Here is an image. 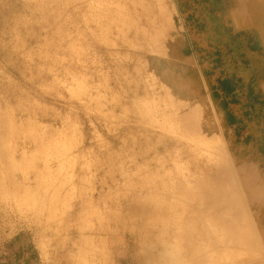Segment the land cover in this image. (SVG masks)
<instances>
[{"label": "rangeland", "instance_id": "rangeland-1", "mask_svg": "<svg viewBox=\"0 0 264 264\" xmlns=\"http://www.w3.org/2000/svg\"><path fill=\"white\" fill-rule=\"evenodd\" d=\"M159 1L151 28L118 0H0L1 256L24 231L39 264H264V108L245 119L256 143L233 158L207 58L185 46L177 0ZM202 1L198 42L241 54L216 15L230 0ZM223 160L237 185L221 205Z\"/></svg>", "mask_w": 264, "mask_h": 264}, {"label": "trees", "instance_id": "trees-1", "mask_svg": "<svg viewBox=\"0 0 264 264\" xmlns=\"http://www.w3.org/2000/svg\"><path fill=\"white\" fill-rule=\"evenodd\" d=\"M177 2L183 25L187 29L185 46L192 50L198 61L207 58L203 74L209 86V95L215 107L223 113L224 129L229 130L226 141L229 143L233 158L236 159V153L231 146L246 148L256 143V139L248 129V120L245 119L249 118L250 111L254 112L256 108H264V98L256 91L257 84L264 82V65L262 64L264 55L261 44L253 30L236 31L232 27L228 11L234 5L235 0H230L227 7L225 6L220 12L216 11L218 13L216 15L222 18L221 27L227 30L230 43L242 44L243 50L236 56L232 47L224 45L211 53L207 51L209 45H202L196 39V34L205 28L201 21L203 10L207 8L210 11L206 2L202 0H177ZM203 50H206L204 55ZM237 63L238 68L241 64L252 68L251 75L246 82L241 76L227 70L228 65L236 66ZM236 91L245 97L246 101L243 105ZM242 106L249 109L242 110ZM259 123L264 129V120ZM253 160L264 167V135L261 142L256 145ZM0 264H39L36 249L28 232H19L7 242L5 254L0 255Z\"/></svg>", "mask_w": 264, "mask_h": 264}, {"label": "bare ground", "instance_id": "bare-ground-1", "mask_svg": "<svg viewBox=\"0 0 264 264\" xmlns=\"http://www.w3.org/2000/svg\"><path fill=\"white\" fill-rule=\"evenodd\" d=\"M120 3L127 5V8H132L134 11H136L138 14L141 15L142 18H140L141 20L145 19L146 16L152 19V23L149 24V26L152 28H155V24L159 23V19L162 15L166 14V7L164 5V2H161L159 0H118ZM148 1V2H147ZM147 2V4H145ZM173 25V24H172ZM171 25V26H172ZM160 34V33H159ZM162 34V33H161ZM161 39V38H160ZM173 43V42H172ZM210 120H213L212 116H209ZM216 136L220 139V144H219V153L221 155V157H225V144L222 141V139L219 137L217 131H216ZM230 164V162H229ZM227 164L224 160L221 164V170H223L221 172V177L225 180V182H227L229 184V186L225 185L224 190L222 191V195L220 200H218L219 204H226L228 201V189L229 187L233 186V185H237L234 182H232V173L233 170L231 168V166ZM243 190H244V185H242ZM215 195H213L210 191H209V195H207L208 201L210 204H207L209 206H212L211 204H213V206H215V202L213 201ZM217 203V202H216ZM202 205H205L202 203ZM210 208V207H209ZM4 207L2 206L0 208V210H3ZM206 210V209H205ZM198 218H200L201 220L204 221L205 224H207V226L209 228H213V229H218L219 231H222V228L226 225V221L224 219L219 218L217 219H208L205 220L203 219V217L201 216V213H199ZM222 239H227L226 236L224 234H222L220 236ZM256 237V242L260 241L259 237L257 235H255ZM253 239V237H252Z\"/></svg>", "mask_w": 264, "mask_h": 264}, {"label": "crops", "instance_id": "crops-1", "mask_svg": "<svg viewBox=\"0 0 264 264\" xmlns=\"http://www.w3.org/2000/svg\"><path fill=\"white\" fill-rule=\"evenodd\" d=\"M228 18L236 31L253 30L264 55V0H235Z\"/></svg>", "mask_w": 264, "mask_h": 264}]
</instances>
